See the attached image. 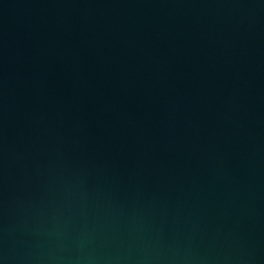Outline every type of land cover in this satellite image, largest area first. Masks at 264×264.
<instances>
[{
	"label": "water",
	"instance_id": "obj_1",
	"mask_svg": "<svg viewBox=\"0 0 264 264\" xmlns=\"http://www.w3.org/2000/svg\"><path fill=\"white\" fill-rule=\"evenodd\" d=\"M0 264H264V0H0Z\"/></svg>",
	"mask_w": 264,
	"mask_h": 264
}]
</instances>
